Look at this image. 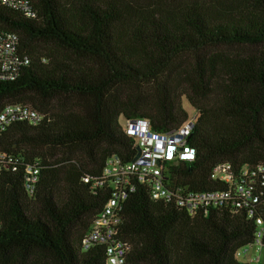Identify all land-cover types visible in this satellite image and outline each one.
<instances>
[{
    "label": "trees",
    "instance_id": "obj_1",
    "mask_svg": "<svg viewBox=\"0 0 264 264\" xmlns=\"http://www.w3.org/2000/svg\"><path fill=\"white\" fill-rule=\"evenodd\" d=\"M28 1L35 18L0 3V31L18 34L29 58L15 80L0 81V111L24 104L45 119L0 137V152L15 160L0 171V264H106L105 248L84 251L82 240L112 192L83 180L112 156L136 157L121 118L165 133L189 119L185 101L196 110L197 159L171 169L193 191L228 190L212 177L219 164L247 183L243 169L264 166V0ZM236 46L249 49L216 51ZM33 164L41 171L29 196ZM257 219L264 225L263 203L253 218L230 206L192 217L140 185L120 238L132 264H248L237 253L254 243Z\"/></svg>",
    "mask_w": 264,
    "mask_h": 264
},
{
    "label": "built area",
    "instance_id": "obj_2",
    "mask_svg": "<svg viewBox=\"0 0 264 264\" xmlns=\"http://www.w3.org/2000/svg\"><path fill=\"white\" fill-rule=\"evenodd\" d=\"M3 7L35 18L36 12L28 0H0ZM29 58L20 52V37L16 33L0 31V81L15 80ZM196 115L190 116L179 129L159 133L152 130L151 121L145 118L124 119L121 124L124 133L136 144V156L131 162H124L117 156L110 157L98 177H85L84 183L92 191L110 189L111 198L82 240V249L89 251L95 246L105 248L106 264H132L129 261L131 245L120 238L124 205L140 185L146 187L155 202H163L183 209L188 215L207 216L212 209L230 206L234 210H248L249 217L256 215V208L264 196V166L252 171L244 168L240 176L249 178L238 180V176L228 163L219 164L213 170V179L228 184L225 191L198 192L176 182L172 167L192 164L197 159V151L189 145V138L195 126ZM44 114L29 105L11 104L0 111V137L16 123H27L33 127L40 125ZM139 149V151L137 150ZM15 160L7 153L0 152V171L10 169ZM38 164L26 168L25 189L33 196L39 181ZM258 186L260 188H258ZM258 232L254 243L241 249L238 255L248 258V264L260 262L263 245L264 225L257 219ZM256 249L254 257L250 250ZM238 258V257H237Z\"/></svg>",
    "mask_w": 264,
    "mask_h": 264
},
{
    "label": "rangeland",
    "instance_id": "obj_3",
    "mask_svg": "<svg viewBox=\"0 0 264 264\" xmlns=\"http://www.w3.org/2000/svg\"><path fill=\"white\" fill-rule=\"evenodd\" d=\"M248 49L249 48H246V47L236 46V47H224V48L222 47V48L217 49L216 51H220V52H223L229 55H240V54H244L245 52H247ZM184 106H185L186 111H188L189 116H194L197 114L196 110L191 108L186 101L184 102ZM120 124H123V118H121ZM249 254H250V257H254L256 254L259 255V253H256L255 248L251 249ZM237 257L241 262H244V263L248 262V258L244 257L243 255H238ZM252 264H264V248L262 249L261 254H260V262L252 263Z\"/></svg>",
    "mask_w": 264,
    "mask_h": 264
},
{
    "label": "water",
    "instance_id": "obj_4",
    "mask_svg": "<svg viewBox=\"0 0 264 264\" xmlns=\"http://www.w3.org/2000/svg\"><path fill=\"white\" fill-rule=\"evenodd\" d=\"M137 150L139 151V149H137ZM139 156H140V154H138V155L136 156L135 160H136V159H138V158H139Z\"/></svg>",
    "mask_w": 264,
    "mask_h": 264
}]
</instances>
